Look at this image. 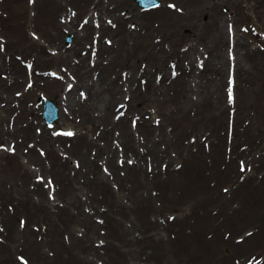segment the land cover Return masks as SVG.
<instances>
[{"label": "bare ground", "instance_id": "1", "mask_svg": "<svg viewBox=\"0 0 264 264\" xmlns=\"http://www.w3.org/2000/svg\"><path fill=\"white\" fill-rule=\"evenodd\" d=\"M177 1L174 10L166 6L169 0H161L159 10L143 12L131 0H0V72L7 74L0 75V144L6 145L0 148L3 252L13 253L22 246L27 264H101L99 259L106 264H232L228 253L245 251L252 256L259 251L263 258L258 264H264V51L254 45H264V41L261 35L251 33L253 26L264 32V0ZM219 6L227 7L228 12ZM83 17L87 21L80 26ZM228 22L234 33L233 75L237 81L233 129L242 126V118L260 122L258 143L246 141L256 143L261 155L247 160L251 173L242 181L234 169L235 158L230 155L226 159L220 145L228 105L222 93L230 65ZM242 26L247 30L241 31ZM28 29L39 33L40 41L30 37ZM66 33L72 38L69 47L62 42ZM107 39H112L111 45L102 43ZM96 40L99 48L91 59L89 45ZM181 45L187 48L181 50ZM48 48L55 53H48ZM82 51L88 55L81 56ZM197 54L203 58L200 70L195 65ZM73 56L78 58L75 63ZM23 60L32 64L30 74L21 65ZM169 61L180 70L175 77ZM57 65L59 71L54 69ZM48 66L63 77L37 76L36 71ZM155 73L162 74L159 82ZM25 78V83L32 78V86L14 97L13 89L21 87ZM142 78L146 79L143 84ZM39 80H45L44 84ZM68 82L71 88L64 93ZM38 91L58 106V126L80 132L69 139V146L47 128H42L41 134L32 132L42 122L26 101ZM16 100L18 106L13 104ZM118 102H125L127 108L123 117L115 118ZM150 107L161 117L162 126L141 119L135 131L143 141L137 140L127 125L128 114L143 118ZM18 109L13 126L7 127ZM115 128L120 130L116 137ZM249 128L236 130L235 139ZM96 131V137L90 136ZM202 132L207 136L208 150L203 148ZM190 133L196 137L194 143L187 142V136L184 141V135ZM113 138L122 145L121 156L126 161L122 166L116 163L120 150L112 147ZM100 139L106 140L104 145L98 143ZM31 141L34 144L24 155L26 162L38 165L34 171L20 159V150ZM37 146L45 149L50 165L43 164ZM12 147L16 152L7 153ZM91 149L96 150L92 159ZM60 151L79 159L73 177L64 173L69 175L72 167L69 159H61ZM96 159H105L110 175L101 171ZM129 159H133L132 164ZM164 163L162 170L159 165ZM32 174L55 179L56 200L64 205H54L42 184L31 179ZM112 182L117 190L111 187ZM217 182H226L228 193L218 192ZM151 189L157 190L155 196ZM83 190L89 193L84 202ZM157 200L161 205L155 204ZM104 201L109 204L101 211ZM85 206L104 216L106 233L99 237L104 241L102 250L93 242L99 225L92 214L85 213ZM213 206L230 209V217L224 215L218 221L223 211L218 209L213 217ZM164 207L181 215L160 222L158 216L163 215ZM18 215L25 218L22 229L12 223ZM32 224L39 229L44 226L39 230L40 241ZM169 231H175L173 239ZM11 258L7 264H18Z\"/></svg>", "mask_w": 264, "mask_h": 264}, {"label": "rangeland", "instance_id": "2", "mask_svg": "<svg viewBox=\"0 0 264 264\" xmlns=\"http://www.w3.org/2000/svg\"><path fill=\"white\" fill-rule=\"evenodd\" d=\"M160 1V0H159ZM171 2H173V3H176V5H179L178 4V1L177 0H171ZM219 10H221V11H223V12H226V10H227V8L224 6V7H220L219 6ZM125 10H123L122 12H124ZM28 35L30 36V37H32V38H34V37H37L38 36V40L40 41V37H39V33H35L34 31H32L31 29H28ZM68 38H69V41L71 40V36L67 33V34H65V36L63 37V40H62V42L63 43H65L66 45L67 44H69L68 43ZM90 41V40H89ZM262 45V44H261ZM183 47H184V45H181V47H180V49L182 50L183 49ZM185 47H186V45H185ZM262 51H264V50H262ZM47 52L48 53H51L52 51L50 50V49H48L47 50ZM81 55L82 56H84V54L83 53H81ZM72 61L73 62H75L77 59H76V57L75 56H73L72 58ZM60 65H57V66H55L54 67V69H57V67H59ZM142 66H143V64H142ZM51 66H48V67H46L45 69H43V70H39V72H46L48 69H51L50 68ZM64 68H66V66H64ZM58 70V69H57ZM59 71V70H58ZM53 74H52V76H56V74H57V72H55V71H53L52 72ZM0 74H3L2 72H0ZM5 74V73H4ZM44 82H45V80H40L39 81V84L40 85H43L44 84ZM25 86H26V84H25ZM63 87H64V84H63ZM24 88V85H22L21 87H17V88H14L13 89V95H14V97H16V98H18L19 96H21V89H23ZM18 93H20V95L18 94ZM79 94V93H78ZM78 94H77V96H78ZM10 95V94H9ZM43 94V92H40V91H38L37 92V94L35 95V96H33V97H31V99H29L28 101H26V104H29L30 106H34V107H36V109H37V111H39L40 112V109H41V105H39L40 103H39V101H40V99H43V98H48L49 99V97L47 96V94L46 95H44ZM51 99V98H50ZM18 103V101L16 100V101H14L13 102V104H17ZM256 103V102H255ZM12 104V105H13ZM253 108V110H255L256 109V105L254 106V107H252ZM14 112V113H13ZM12 113H13V115L11 116V118H10V122H9V124L7 123V127L9 126V128H11L12 126H13V116H15L18 112H19V109L17 110V111H13ZM227 112H228V109L226 110V114H227ZM146 115V114H145ZM149 115V114H148ZM146 117V116H145ZM149 117H150V115H149ZM151 118V117H150ZM144 119H146V118H144ZM148 119V118H147ZM152 121V120H151ZM150 122V121H149ZM156 122H159V121H157V120H155V123ZM43 123V122H42ZM40 127H42V126H40ZM40 129L39 127H36V128H32V132H37V130L36 129ZM118 131L119 130H115V133H118ZM28 145H30V143L28 144ZM24 149H27V147H25ZM239 149H241L240 148V146H239ZM222 150H224L225 152H227V157L229 156V155H231V152H230V149H229V147L225 144H223L222 145ZM62 153V152H61ZM65 153V152H64ZM63 153V154H64ZM250 155H252V156H254L255 155V157H258L259 156V154H258V152L256 153L255 151H253V152H251V153H249L248 155H246V156H244V157H240V156H238V157H235L233 154H232V156L235 158V164H234V169H235V171L236 172H240V166H238V164L240 163V162H242L243 161V163L244 162H246V160H247V158L250 156ZM65 158H67V156H64V155H62V159H65ZM91 158H93V155L91 156ZM74 159V161H72ZM75 159H76V161H75ZM249 159V158H248ZM25 159H23L22 161L23 162H25L24 161ZM98 161H100V160H98ZM71 163L73 164V165H79V163L77 162V158H71ZM44 165H46V166H48V165H50V162H48V160H46L45 159V161H44ZM73 165H71V166H73ZM31 170H35L36 168H37V165H35L34 163H32L31 164V167H29ZM71 172H73L72 170H71ZM238 176H239V174L237 173V178H238ZM34 177H37L36 175H33L32 174V177H31V179H34ZM49 179H51L52 180V178L51 177H49ZM239 180H240V177L238 178ZM52 183H53V181H51ZM214 183V181H212L211 182V184H213ZM48 185V183H45L44 182V180H43V182H42V188L44 189V190H48V188L46 187ZM227 186H228V184L226 183V182H223L222 184L221 183H216V188H217V190L219 191V192H225V189L227 188ZM29 187L30 188H32L33 187V184L32 183H30L29 184ZM85 192V191H84ZM83 192V193H84ZM82 195V194H81ZM86 195V194H85ZM88 195H89V193L87 194V196L86 197H88ZM54 196V195H53ZM82 199H84V197L82 198ZM109 200H111L110 198H109ZM126 200V199H125ZM52 202H54L55 204H57V205H59V206H62V205H64V202L63 201H59L58 199L56 200L55 199V201L54 200H52ZM84 202V201H83ZM53 203V204H54ZM54 204V205H55ZM101 204H105V205H107V204H109V202H102ZM156 204H158V206H159V204H161V201H159V200H157L156 201ZM13 206L12 205H9V210H11L12 211V208ZM105 208L102 206L101 208H100V210L102 211V210H104ZM165 211L163 210V213H165V214H167V215H169L170 216V213H168L169 211H171L168 207H165ZM73 211L74 212H76L77 211V209H73ZM84 211L86 212V213H88V212H90V214H92L93 215V220L96 222V223H98L100 226H99V229H98V234L99 235H101L103 232H106V227L103 225V217L104 216H99V214L98 215H96V214H94L93 213V210H91L89 207H84ZM175 213L174 214H172L171 216H175V214H177V212L178 211H174ZM202 212V211H201ZM200 212V213H201ZM218 212V210L217 209H215L214 208V206L213 207H211L210 208V213H212V215H216V213ZM180 214V213H179ZM224 214L225 215H228V216H230V213L227 211V210H225V212H224ZM86 216V215H85ZM214 217H216V216H214ZM23 220H24V223H25V218L24 217H21L20 215H18V216H16V218H14V221L12 222L16 227H20V229H22V225H23ZM127 226H130V222H126L125 223ZM31 228L35 231V232H37V235H36V238H37V240L38 241H40L41 240V238H42V235H41V231H43V229L42 228H40L39 229V227L38 226H36V225H34V224H32L31 225ZM43 228H44V226H43ZM222 229H225V228H222ZM4 230V227L3 226H0V231H3ZM39 230H41V231H39ZM64 237H65V235H63ZM176 236V234H175V231H171V233H170V237H171V239H173L174 237ZM3 240V237L2 236H0V243H2L1 241ZM26 243H28V241H26ZM21 248H22V246H20V247H18V249H16V250H14L13 251V253H9L8 254V252H3L2 251V245L0 244V263H2V264H7V261L8 260H12V258L11 257H13V259L18 263V264H22L19 260H18V255H21V256H23V257H27V255L26 256H24V255H22V253H23V251L21 250ZM215 252H218V250L217 249H215L214 250ZM48 254L49 255H52L53 253H52V251H48ZM236 257H238L237 259L238 260H243V259H246L248 256L246 255V254H244V253H241V254H232L231 255V259L232 260H234ZM5 261V262H4ZM140 261V259H137V262H139ZM4 262V263H3ZM8 264H10V263H8Z\"/></svg>", "mask_w": 264, "mask_h": 264}, {"label": "snow or ice", "instance_id": "3", "mask_svg": "<svg viewBox=\"0 0 264 264\" xmlns=\"http://www.w3.org/2000/svg\"><path fill=\"white\" fill-rule=\"evenodd\" d=\"M229 99L231 100V89H229ZM68 135H71V133H68Z\"/></svg>", "mask_w": 264, "mask_h": 264}]
</instances>
